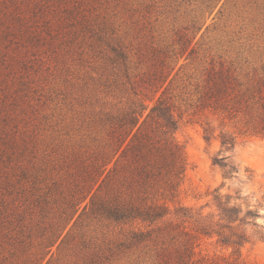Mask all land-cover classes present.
I'll return each instance as SVG.
<instances>
[{
  "label": "trees",
  "instance_id": "16d2710c",
  "mask_svg": "<svg viewBox=\"0 0 264 264\" xmlns=\"http://www.w3.org/2000/svg\"><path fill=\"white\" fill-rule=\"evenodd\" d=\"M89 2L0 0V264H52L53 249L66 244L86 220L100 230L94 237L81 234L78 254L85 264L111 261L161 231L172 248L146 251L153 264H221L196 259L192 231L218 236L237 254L251 242L245 227L257 225L259 212L250 205L245 210L219 191L217 215L179 203L189 163L174 135L191 110L243 116L245 133L264 138V74L212 67L202 82L181 88L187 109L181 112L175 96H169L183 68L176 70L179 58L168 60L154 50L145 77L134 81L130 55L109 44L107 60L117 80L123 73L135 96L156 100L148 112L143 99L120 101L118 108L104 102L91 120L99 130L78 150L66 139L61 116L49 112L52 104L54 111L63 110L68 93L41 82L38 74H51V69L44 59L29 55L31 48L54 42L71 19L80 23V7ZM213 133L210 126L204 129L208 142ZM221 143L232 151L237 138L225 134ZM221 167L237 172L229 164ZM112 230L118 234L111 236Z\"/></svg>",
  "mask_w": 264,
  "mask_h": 264
},
{
  "label": "rangeland",
  "instance_id": "374dc122",
  "mask_svg": "<svg viewBox=\"0 0 264 264\" xmlns=\"http://www.w3.org/2000/svg\"><path fill=\"white\" fill-rule=\"evenodd\" d=\"M80 12L84 15L80 23L71 19L54 42L31 48L29 55V59H44L45 67L51 69V74H38L41 82L68 93L64 109L54 111L56 105L52 104L49 112L61 116L66 139L78 150H82L80 146L90 133L99 130L91 120L104 102L118 108L120 101L143 99L149 105L148 112L156 100L135 96L123 73L117 80L115 68L107 60L109 44L122 46L130 55L134 81L145 77L151 65L148 57L154 50L170 56L168 60L179 58L176 70L183 68L169 96H175L181 112L187 110L181 88L202 82L212 67L218 69L223 64L237 74L253 70L264 74V0H90L80 7ZM44 50L50 51L44 54ZM10 52L17 50L10 48ZM209 126L214 132L211 142L204 134ZM247 127L243 116L230 119L213 112L194 115L190 110L174 135L184 147L189 163L177 198L179 203L202 210L204 215H217L214 198L219 191L232 196L233 202L245 210L250 205V209L259 212L254 222L257 225L245 227L251 242L237 254L233 248L220 244L218 236L192 231L197 260L264 264V138L245 133ZM225 134L237 138L232 151L222 147L221 137ZM224 157L230 158L223 160ZM216 159H221L218 165H214ZM223 164L236 167L237 172L222 168ZM88 221L60 249H53L52 264H85L78 254L81 234L94 237L100 230L98 227L95 231L96 227ZM116 234L118 230H112L111 236ZM164 235L163 231L156 232L152 240L101 264H153L145 252L169 246L170 238Z\"/></svg>",
  "mask_w": 264,
  "mask_h": 264
}]
</instances>
